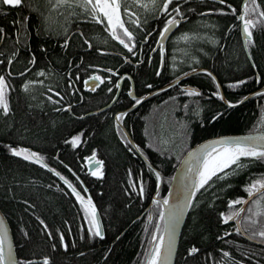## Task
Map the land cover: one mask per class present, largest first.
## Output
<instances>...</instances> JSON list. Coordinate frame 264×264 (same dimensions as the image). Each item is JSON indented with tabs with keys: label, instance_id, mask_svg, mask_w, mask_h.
Instances as JSON below:
<instances>
[{
	"label": "trees",
	"instance_id": "1",
	"mask_svg": "<svg viewBox=\"0 0 264 264\" xmlns=\"http://www.w3.org/2000/svg\"><path fill=\"white\" fill-rule=\"evenodd\" d=\"M240 1L225 0L221 4L213 0H172L166 13H147L141 19L131 12L124 13L122 5L121 18L133 33V40L129 42L135 41L131 44L133 48L139 46L148 32L152 38L142 45L152 46L166 14L171 15L179 5L185 19L166 45V56L175 67L174 73L187 70L185 67L191 63L207 68L215 76L226 101L233 102L231 107L223 104L214 95L218 89L212 78L198 74L187 80L199 87L198 94L181 97L167 94L168 101L163 103L157 100L164 97L161 92L126 113L122 123L155 171L140 160L122 133L114 129L109 111L84 115L92 108L89 103L71 108L72 115L55 111L39 88L29 87L21 92L15 85L9 111L4 115L0 112V209L10 226L19 264L44 257L49 264H144L161 213L160 204L152 205L151 222L142 213L152 200L156 171L162 176L159 194L164 198L173 170L188 148L218 135L264 131V91L235 103L264 86V26L251 30L252 42L244 50L237 20ZM55 2L22 0L18 6L0 5V29L4 32L0 70L10 57L11 73L23 70L34 60L29 77H34L33 70L39 69L47 84L56 82L66 89V81L74 79L77 66L114 65V56L95 51V48L113 49V42L105 30L106 21L95 22L75 5L52 9ZM256 2L264 10V0ZM137 19L139 24L131 22ZM125 52L120 53L132 62L136 59ZM142 60L138 67H133L132 73L137 95L155 90L167 81L166 66L159 76H154L158 65L156 56L149 64L147 56ZM133 68L126 64L121 70ZM236 81L244 83L229 87ZM125 89L127 86L120 93ZM121 94L114 109L126 107L128 103L127 97ZM64 96L66 100H74L67 92ZM216 113L220 115L213 120ZM153 116L155 121L151 125ZM154 133L159 139H152ZM79 134L81 142L76 147L65 144ZM17 144L32 148L78 191L91 198L101 215L102 238L89 235L83 208L64 184L32 161L10 152L9 146ZM150 144L161 151L150 149ZM93 150L102 161L103 175L99 177L92 176L85 167V157ZM262 177L264 161H254L234 175L214 179L209 187L198 190L181 229L174 264H217L218 261L234 264L229 262L231 258L248 264H264V247L237 235H227L233 240L225 237V224L220 215H228L240 207L241 204L229 206L228 201L245 199L248 195L244 186ZM251 201L244 216L251 215ZM243 217L240 224L248 235L264 228V217H256L255 224ZM192 247L198 251L190 254L188 250ZM225 252L229 255L224 256Z\"/></svg>",
	"mask_w": 264,
	"mask_h": 264
},
{
	"label": "snow or ice",
	"instance_id": "2",
	"mask_svg": "<svg viewBox=\"0 0 264 264\" xmlns=\"http://www.w3.org/2000/svg\"><path fill=\"white\" fill-rule=\"evenodd\" d=\"M135 2L142 8L147 11L156 10L157 6L160 4V0H135ZM221 4L225 3V0H219ZM172 0H162V6H159V13H166V10L169 8ZM22 4V0H0V5H11L18 6ZM73 5L78 6L83 11L87 13V16L94 20L97 23H102L106 21L105 30L107 33L115 40H118L124 48L128 49L132 55H135L133 46L129 42L133 40V33L125 26L124 21L121 18V8L122 0H56L55 3H52V9L62 8L64 6L73 7ZM231 8V5H229ZM127 7H123V12H128ZM221 11V10H217ZM233 11H235L233 9ZM135 15V14H133ZM252 18H247V17ZM27 19V17L25 18ZM181 19H185L183 14L180 11L179 5L173 9L171 15L166 14V21L163 24V27L159 30V38H163L166 33L176 24L180 22ZM237 20L241 22V27L244 33V46L247 47L249 43L252 42V29L257 28L258 26H264V10L260 8V5L257 4L256 0H244L242 5V10L237 16ZM134 24L139 23V20H132ZM146 22V21H145ZM16 23V22H14ZM3 30L0 29V32ZM122 32V35H121ZM149 35L144 37L145 40H148ZM157 39V43H160V39ZM67 45L68 41H64ZM85 43H88L85 40ZM100 51V49H97ZM160 52H164V48H160ZM151 59V57H149ZM9 63H11V57L9 58ZM30 63H34L30 61ZM28 69L25 68V72ZM111 71V69H109ZM206 71V70H202ZM41 73H37L40 75ZM211 75V73H209ZM91 79V78H89ZM95 79H100L96 77ZM41 83V81H25L23 87L27 88L29 84ZM244 81H236L235 85L230 84L229 87H234L236 85L243 84ZM150 87V86H149ZM7 85L5 77L0 75V108L7 113L9 111V103L6 97ZM52 91V89H49ZM111 91V89H109ZM57 96L60 93H56ZM214 95L219 96L220 93L216 92ZM49 100L52 99L51 96L48 97ZM143 99V97H141ZM223 99V97H221ZM236 101L235 103H239ZM139 103V101H137ZM229 107L232 106L231 101H226ZM124 113H117L116 120H120ZM220 113H216L212 117L213 120L219 116ZM70 142L73 147L79 143L78 136H72ZM10 152L17 156L22 157L24 160L33 161L37 164L42 165L47 168L48 165L43 163V157L36 152H32L27 148H12L9 146ZM195 159L197 161V167L193 169L191 163H188V172L184 174L183 183L180 188L181 196L177 198L176 203L170 204L168 197L164 198L163 205H167V211L164 207L161 206L160 218L164 222V227L161 228L159 222L157 223V230L153 231L150 238V249L146 250V264H168V257L171 254L173 243H174V234L175 226L180 217L184 212L185 208L190 206L193 203L192 197L197 194V191L209 187L214 179L223 180L225 177L234 175L237 171L241 170L244 167H247L248 163L254 161H264V134L256 133L244 137L238 138H225L221 137L216 140H211L207 144L201 147L200 152L190 153V160ZM242 158H244L242 160ZM95 160V150H93L92 158L89 160V163ZM97 167L91 171L92 176H102L103 172L101 171L99 165L102 164V161L95 160ZM231 166V167H230ZM228 169V171H225ZM55 172V169H52ZM194 172L195 176H189V173ZM57 176H60L59 172H55ZM219 174V175H218ZM157 180H159V173H156ZM62 180L68 187L71 189V193L76 197V200L80 203L83 208L85 217L89 224L88 233L89 235L102 236L103 233L100 230V225L97 218V210L93 204L91 198L89 197L85 200L80 192L77 191L72 184L66 180L63 176H60ZM133 187H135L133 185ZM244 189L249 197H253L254 194L257 198L251 201L249 207V212L251 215H245L243 219L252 224L257 223L256 217H264V177L253 180L250 184H246ZM139 192L141 196L143 195L144 189L141 185ZM154 203L159 204V201L154 200ZM229 206L233 204H244L243 198H238L237 200H229ZM222 217V222L232 220L239 216V212H232L228 215L224 213L220 214ZM39 219V218H37ZM41 224L44 222L41 220ZM241 223L240 219H236V224L239 226ZM239 227L237 231H239ZM27 235V233H25ZM264 239V228L252 234L250 238L254 239L256 237ZM60 243L64 245V237L60 236ZM7 247V255L6 253ZM55 247V245H53ZM189 253H195L198 251L196 247H192L189 250ZM227 252L224 253V256H228ZM0 264H19L11 255V245L8 243V236L5 231H3V221H0ZM42 264H49L47 257L43 258Z\"/></svg>",
	"mask_w": 264,
	"mask_h": 264
},
{
	"label": "flooded vegetation",
	"instance_id": "3",
	"mask_svg": "<svg viewBox=\"0 0 264 264\" xmlns=\"http://www.w3.org/2000/svg\"><path fill=\"white\" fill-rule=\"evenodd\" d=\"M149 33L151 34L148 38V40L150 41L152 38V33L148 32L147 35H149ZM3 36H4V32L2 31L0 32V42L3 40ZM110 38H111V41L113 42V46H112L113 49L103 50L101 48H95V51L98 53H101L102 55L114 56L115 58L114 65L105 66V67L102 65H97V64H93L90 66L86 64L79 65L75 68L74 79H71L70 81H66L67 82L66 89H64L60 85H57L56 82H54V85L49 84V83L47 84L44 79L45 76L42 75L43 73L39 75L38 77L37 73H39V69L33 70L35 72V76L32 78H36V81H41V83H36L33 85L29 84L27 88H25L23 87L25 85V81L29 78L32 79L31 77H29L30 76L29 73L32 70L33 63H31V65L26 67L28 69L27 72H25V68H24L21 71L11 73L10 63L8 61L4 69L0 70V75H3L5 77V81L7 85L6 97L9 103V107H10V96L15 90L14 89L15 85H17L19 91L21 92L27 90L29 87H35L37 89L39 88L40 90H42L41 95L45 98L47 103H49V105L53 107V110L66 111L70 115H72L73 113L71 108L78 106V104L89 103L92 108L87 109L83 113L84 115L88 114L108 104L114 98V95L116 94V91L118 90V88H120V91H121L123 88H125L129 84V80L127 78H124L120 87H118V79L122 75H126V74L129 75L133 84L135 85L134 76L132 75V73L135 72L134 68L138 67L140 63L143 62L142 58L146 56H147L146 62L148 64L149 62L152 61V59L155 56L157 57L158 65L156 67V71L154 72V76L156 77L159 76L162 68L166 66L164 70L166 72L165 77L167 78V81L164 80L162 82L163 83L162 85H159L156 89L154 88L155 90H157L158 88L162 86L169 84L170 82H172L173 79L177 77H183L186 74L192 72V69L190 68L187 70L179 69L178 71L177 70L175 71L177 73H174L175 67L169 64L168 56H166V46H165L164 52L161 53L159 48L153 50L155 42L152 44V46H150V44L148 46H143L142 44H144V42H148V40H144V42L139 41L140 42L139 46L134 48V51L136 54L132 55V57L134 58L136 57V59H134V61L132 62L131 61L132 59L129 60L127 57L122 56V54L120 53L121 51L122 52L126 51L125 53L129 57V50L124 48V46L121 44L120 46H118L111 36ZM134 42L135 41H133L131 44H135ZM97 49H100V51H98ZM102 51H107V53L104 54ZM116 57H119L121 59H117ZM149 57H151V59H149ZM120 61H121V66L119 65ZM126 64L134 68L130 69V71L121 70V67L126 66ZM109 69H111V71H109ZM192 76H195V75L193 73H190V75L180 80L178 83L171 84L173 88H170V87H168V89L165 88L162 91L164 92L163 96L166 97L167 94H171V95H174L175 97H181V96H188L191 94H198L200 92L199 87L196 85H191L187 82L188 78ZM96 77H100V79L97 80L95 79ZM69 78L70 77L67 76L68 80ZM188 86L194 87L196 91L189 88ZM49 89H52V91H49ZM109 89H111V91H109ZM125 91L126 90H124V92ZM151 91H154V90H148L140 95H145L146 93L151 92ZM57 92L60 93L59 96L56 95ZM66 92L74 97L73 101L66 100L64 98L65 97L64 95ZM49 96L52 97L51 100L48 99ZM108 110H110L108 113L111 114L112 110H114V103L113 105H111V107ZM0 112L3 115L7 114L2 110V108H0Z\"/></svg>",
	"mask_w": 264,
	"mask_h": 264
},
{
	"label": "bare ground",
	"instance_id": "4",
	"mask_svg": "<svg viewBox=\"0 0 264 264\" xmlns=\"http://www.w3.org/2000/svg\"><path fill=\"white\" fill-rule=\"evenodd\" d=\"M218 2H219V0H217ZM216 1V2H217ZM160 6H162V4L160 5ZM159 8V7H158ZM240 12H241V10H242V0L240 1ZM128 12H131V14H135V12L134 11H131V10H128ZM240 14V13H239ZM138 18H140L141 19V16H139V15H137V14H135ZM181 20H183V19H181ZM139 23H140V21H139ZM139 23H137V24H139ZM181 23V22H180ZM176 31V30H175ZM174 31V32H175ZM132 32V31H131ZM174 32L170 35V37L167 39V41H166V44H165V46L167 45V42H168V40L171 38V36L174 34ZM179 33H177V35H178ZM121 35H122V32H121ZM146 36V35H145ZM158 36H159V34L156 36V41H157V39H158ZM183 38H185V41H187L188 40V37L187 36H182ZM109 39L111 40V38H110V35H109ZM144 38H143V42H144ZM114 41L117 43V45L118 46H120V43H119V41L118 40H115L114 39ZM156 41H154L155 42V45H154V47H153V50H155V49H157V48H159L160 49V47L159 46H157V48H155V46H156ZM178 41H179V39H178ZM180 41H182V39H180ZM2 42H3V40L0 42V48H1V46H2ZM148 42H149V40H148ZM175 42H177V40H175ZM241 42H242V40H241ZM144 43H147V42H144ZM164 49H165V47H164ZM104 54L105 53H107V51H102ZM191 68L192 69V72H190V73H193L194 75H198V74H204V75H208L210 78H212V80L214 81V83H216V86H217V84H218V82L216 81V79H215V76L207 69V68H204V67H201V66H198V65H194V63H191L190 65H188V66H186L185 67V69H188V68ZM202 70H206V71H202ZM41 73V72H40ZM190 73H188V74H186L185 76H183V77H177V78H175V79H173L172 80V82H170L169 84H167V85H165V86H162V87H160V88H158L157 90H154V91H151V92H148V93H146L145 95H137L136 93H135V89H134V84H133V82H132V80H131V78H130V76L129 75H127V77H123V79H122V81L124 80V78H127L128 80H129V84L127 85V89H125L126 91L124 92L123 91V93L121 94L120 93V88H118V90L116 91V94L114 95V98L108 103V104H106L105 106H102L101 108H99V109H96V110H94V111H92V112H90L89 114H99V113H104V112H106V111H110V110H108L110 107H111V105H113V103H114V106L116 105V101L118 100V98H119V96H120V94L122 95V97L123 96H126L127 97V100H128V103H127V105H126V107H122V108H120V109H114V110H112V113H111V116H112V119H113V121H114V129L115 128H117L121 133H122V135L124 136V138L126 139V141L128 142V144H129V146L131 147V149L134 151V153L140 158V160L148 167V168H150V169H152V170H156L154 167H153V165L150 163V161H149V159L146 157V155L137 147V145L135 144V142H134V140L131 138V136H130V134L127 132V130H126V128L124 127V125H123V123H122V119L124 118V116L126 115V113H128L130 110H132V109H134V108H136V107H138L140 104H142L144 101H146L147 99H149V98H152V97H154L155 95H157V94H159V93H161L165 88H167L168 89V87H170V88H173V86H171V84H173V83H178L180 80H182V79H184L185 77H187L188 75H190ZM209 73H211V75H209ZM42 74V73H41ZM40 74V75H41ZM43 75V74H42ZM123 76V75H122ZM38 77H39V75H38ZM119 80V79H118ZM30 81H36V78H32ZM122 81H121V83H122ZM121 83H120V85H121ZM34 84H36V83H34ZM30 85H33V84H30ZM120 85L118 84V87H120ZM219 85V84H218ZM220 86V85H219ZM189 88H191V89H193V90H195V88L194 87H190V86H188ZM187 88V87H186ZM217 89H218V86H217ZM220 89H221V87H220ZM131 90H132V92H131ZM196 91V90H195ZM221 91H222V89H221ZM218 92H219V89H218ZM132 93V94H131ZM222 95H223V92H222ZM224 96V95H223ZM141 97H143V99H141ZM167 97V96H166ZM166 97H159V98H157V100L158 101H161V102H163V103H165V102H167L168 101V99H166ZM219 97H220V95H219ZM221 99V98H220ZM137 101H139V103H137ZM117 113H124V115L122 116V118L120 119V120H116V115H117ZM153 121H155V117L153 116L152 118H151V125H153ZM78 136V138H80L81 137V134H79V135H77ZM127 137H129V139H130V141L132 142V144L130 143V141L128 140V138ZM152 139L153 140H156V139H159V136L158 135H156V133H154V135H153V137H152ZM79 142H81V140L79 139ZM65 144H67L68 146L70 145L71 146V148H73V146H72V144H71V142H70V140H69V143L67 142V141H65ZM79 143H77L76 144V146L78 145ZM75 146V147H76ZM10 147H12V148H27V149H29L30 151H32V152H34L33 150H32V148H30V147H23L22 145H15V146H10ZM149 148L150 149H152V150H155V151H161V150H159V149H157L158 147L156 146H153L152 144H150L149 145ZM56 156V155H55ZM22 158V157H21ZM92 158V154L91 155H89V156H87V157H85V167H86V171L88 172V173H91V171L92 170H94V168L95 167H97V165L95 164V160H99L97 157H96V155H95V160H93L92 161V163H89V160ZM99 161H101V160H99ZM33 162V161H32ZM34 164H36L37 166H40V167H42L44 170H46L47 172H49V173H51L54 177H56L62 184H64L65 186H66V188L68 189V190H70L71 191V189L68 187V184H66L65 182H64V180H62L61 178H60V176H62L61 174H60V176H57L56 174H55V172H58V171H56L55 170V172H53L52 171V169H54L53 167H51L47 162H45L44 160H43V163H46L47 165H48V167L47 168H45V167H43L42 165H40V164H37V163H35V162H33ZM102 165V164H101ZM101 165H99V167H100V169H101ZM177 165V164H176ZM176 167V166H175ZM175 169V168H174ZM174 171V170H173ZM156 173H157V171H156ZM156 173H155V175H156ZM158 173H159V180H157V176H156V186H155V189H154V192H153V194H152V200H151V202L144 208V210H143V214H145V216H146V219H147V221L148 222H151V220H152V213H153V210H151V207H152V205L153 204H157V203H154V200H156V201H158L157 199L158 198H162L163 199V197H161L160 196V194H159V190H160V188H161V185H162V176H161V173L158 171ZM173 174V173H172ZM171 177H172V175H171ZM66 179V178H65ZM67 180V179H66ZM170 180H171V178H170ZM73 186V185H72ZM74 187V186H73ZM78 191V190H77ZM78 192H80V191H78ZM80 194H81V196L85 199V200H87L88 198H89V196H87V195H84L83 193H81L80 192ZM166 195H167V193H166ZM245 200V199H244ZM252 200V199H251ZM250 200V201H251ZM250 201L246 204V206L250 203ZM94 204V203H93ZM160 204V203H159ZM95 205V204H94ZM246 206L245 207H242V204L240 205V207H238V208H236L233 212H239V216L237 217L238 219H241L243 216H244V213H245V210H246ZM96 207V206H95ZM188 208H189V206H188ZM96 209H97V207H96ZM0 211H1V209H0ZM97 211H98V209H97ZM187 211H188V209H187ZM2 212V211H1ZM98 214H99V217H100V220H101V224H102V233L104 234V229H103V223H102V219H101V215H100V213H99V211H98ZM186 215H187V212H186ZM185 218H186V216H185ZM222 218V217H221ZM237 218H234V219H232V220H228V221H224V222H222V219H221V222L223 223V224H225V231H226V234H225V237H228V238H231L232 239V237L231 236H227V235H237V236H239L240 238H242L243 240H246L247 242H249V243H251V244H254V245H256V246H261V247H264V239H262V238H254V239H252V238H250L251 236L250 235H248L245 231H244V229L241 227V224L238 226L237 224H236V219ZM261 220V219H260ZM185 221V220H184ZM159 222V224L161 223V226H162V219L160 218V215H159V219L157 220V223ZM262 222V221H261ZM263 223V222H262ZM264 224V223H263ZM239 227V231H237V228ZM260 227H263V226H260ZM182 229V228H181ZM260 229H262V228H260ZM260 229H258V230H256L257 232L260 230ZM181 233V232H180ZM98 238H102L103 237V235L102 236H97ZM179 237H180V235H179ZM233 240V239H232ZM151 246V245H150ZM150 248V247H149ZM37 262H43V258H36V259H29V260H26V263H28V264H31V263H37ZM229 262H231V263H234V264H248L247 262H245V261H240L239 259H235V258H231L230 259V261ZM144 264H146V260H145V262H144ZM217 264H221V261H218L217 262ZM223 264V263H222ZM227 264H229L228 262H227Z\"/></svg>",
	"mask_w": 264,
	"mask_h": 264
},
{
	"label": "water",
	"instance_id": "5",
	"mask_svg": "<svg viewBox=\"0 0 264 264\" xmlns=\"http://www.w3.org/2000/svg\"><path fill=\"white\" fill-rule=\"evenodd\" d=\"M213 1H217V0H213ZM243 3H244V0H242V5H243ZM181 21H183V20H180V22ZM180 22L178 24H176L175 26H173L166 33V35L163 38H159V36H158V38L160 39V43L158 44L156 42L155 48H157V46H159L160 48L161 47H163V48L165 47V44H166L167 39L178 28ZM240 37H241V40H242V46H243L244 50H246V47L244 46V33H243V30H242V27H241V22H240ZM123 77H127V75H123V76H121L119 78V80H118V84L119 85H120ZM217 86H218V89H219L220 98L223 97V99H221L222 103L228 105L226 103L225 97L222 95V91L220 89V86L218 84H217ZM260 91H264V86H262L261 88H259L255 92L249 93L246 96H244L240 100L239 103L243 102L244 100L248 99L249 97L255 95L256 93H258ZM131 92H132V90H131ZM256 133H262V134H264V131H255V132L242 133V134L218 135V136L206 138V139H204V140L196 143L195 145H193L192 147H190L188 150H186L184 152V154L181 156V158L179 159V161H178V163H177V165H176V167H175V169L173 171V174H172V177H171L169 186H168L167 195L165 197H168L169 203L170 204L176 203L177 198L182 195L181 192H180V188H181V185L183 183L184 174L186 172H188V163L189 162L191 163L193 169H195V167H197V161L194 158L190 160V153H198V152H200L201 147L203 145L207 144L211 140H216V139H219L221 137H225V138H238V137H244V136H248V135H252V134H256ZM127 138L130 141L129 137H127ZM130 143L132 144L131 141H130ZM189 176L194 177L195 176V173L194 172H191V173H189ZM255 196H256L255 194H254L253 197L247 196L245 198V200H244V204H242V207H245L246 204L251 199H253ZM157 200L160 202V205L164 207L165 211H167L168 206L167 205H163L164 198L163 199L162 198H158ZM187 209H188V207L185 208L184 212L180 215V217H179V219H178V221L176 223V226H175V234H174V243H173V247H172L171 254L168 257V264H174L175 256H176V252H177V247H178L179 235H180L181 228H182L183 223H184V220H185V216H186ZM97 218H98V222H99V225H100V230L102 232V224H101V220H100L98 211H97ZM0 221H3V231H5L7 233L8 243L11 245V255H12V257L15 260H17V256H16V252H15V247H14V242H13V237H12V233H11V229H10V226H9V224L7 222L6 217L4 216V214L1 211H0ZM163 227H164V222L162 220V228ZM5 254L7 255V247H6V253Z\"/></svg>",
	"mask_w": 264,
	"mask_h": 264
},
{
	"label": "rangeland",
	"instance_id": "6",
	"mask_svg": "<svg viewBox=\"0 0 264 264\" xmlns=\"http://www.w3.org/2000/svg\"><path fill=\"white\" fill-rule=\"evenodd\" d=\"M162 4V0H160V4L157 6L156 10L147 11L144 8L140 7L135 0H122V5L127 7L129 10L134 11L135 14L142 16L147 13H153L158 11V7ZM161 227V226H160ZM150 249V248H149Z\"/></svg>",
	"mask_w": 264,
	"mask_h": 264
}]
</instances>
